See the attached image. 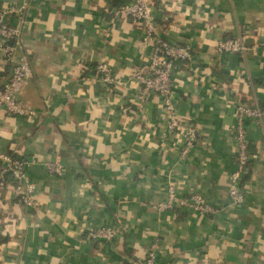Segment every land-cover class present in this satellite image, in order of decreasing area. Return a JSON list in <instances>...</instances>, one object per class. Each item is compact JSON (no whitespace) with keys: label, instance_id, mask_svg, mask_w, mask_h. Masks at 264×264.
<instances>
[{"label":"crops","instance_id":"0c3cea01","mask_svg":"<svg viewBox=\"0 0 264 264\" xmlns=\"http://www.w3.org/2000/svg\"><path fill=\"white\" fill-rule=\"evenodd\" d=\"M118 4L0 0L2 19L20 25L31 75L18 95L35 112L0 108V150L33 158L26 173L35 185L25 207L0 183V264H131L151 247L152 264H264V120H243L250 156L242 202L226 192L234 105H264V0H150L166 39L190 49L171 70L176 114L196 132L184 153L181 136L166 131L159 97L135 99L129 74L150 45ZM236 35L244 54L215 52L219 38ZM102 60L114 84L96 79ZM9 70L0 49V87ZM45 158L60 161L63 173L47 172ZM166 181L179 194L200 193L216 212L156 210ZM97 225H115L116 234L89 239Z\"/></svg>","mask_w":264,"mask_h":264},{"label":"built area","instance_id":"2783aa9c","mask_svg":"<svg viewBox=\"0 0 264 264\" xmlns=\"http://www.w3.org/2000/svg\"><path fill=\"white\" fill-rule=\"evenodd\" d=\"M115 11L123 14L142 29L141 42L148 43L150 50L147 59L142 64L133 65L129 78L135 82V99L142 101L145 93L153 92L160 100L161 107L166 117V131L173 135L179 134L182 139L181 153L186 152L196 140V132L193 127L186 125L176 114L172 101L171 70L175 63L190 59L188 44L169 41L159 30L150 17V0H118ZM15 6L14 11L19 12L25 5ZM0 49L10 62V70L5 81L0 87V108L12 115L32 116L34 109L28 106L18 95L31 75V69L25 53L22 50L20 39V25L8 24L0 15ZM247 46L241 36H229L219 38L215 45V52H230L244 54ZM96 79L102 84H114L116 78L111 73L106 61H98L93 67ZM235 123L233 134L234 168L227 174L226 192L229 202L241 203L243 192L240 188V176L249 160L247 151L246 129L244 118L250 117L264 120V105L237 102L234 105ZM33 158H16L9 153L0 150V183L8 184L9 190L15 199L25 207L33 204L35 185L26 173V168ZM43 168L56 175L63 173V165L56 159L45 158L40 161ZM164 198L156 201V210H175L188 208L198 214H213L216 207L203 195L191 192L187 195L178 193L176 185L172 181H166L164 185ZM115 225H97L88 229L89 239L110 240L116 234ZM154 260V248H149L140 259H133L131 264H152Z\"/></svg>","mask_w":264,"mask_h":264}]
</instances>
